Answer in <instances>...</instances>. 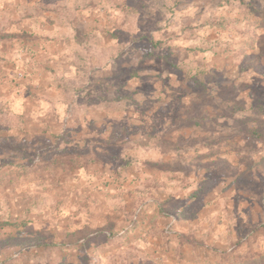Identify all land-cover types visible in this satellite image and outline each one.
<instances>
[{
    "label": "rangeland",
    "instance_id": "374dc122",
    "mask_svg": "<svg viewBox=\"0 0 264 264\" xmlns=\"http://www.w3.org/2000/svg\"><path fill=\"white\" fill-rule=\"evenodd\" d=\"M0 264H264V0H0Z\"/></svg>",
    "mask_w": 264,
    "mask_h": 264
},
{
    "label": "trees",
    "instance_id": "16d2710c",
    "mask_svg": "<svg viewBox=\"0 0 264 264\" xmlns=\"http://www.w3.org/2000/svg\"><path fill=\"white\" fill-rule=\"evenodd\" d=\"M9 35H0V38H7Z\"/></svg>",
    "mask_w": 264,
    "mask_h": 264
}]
</instances>
